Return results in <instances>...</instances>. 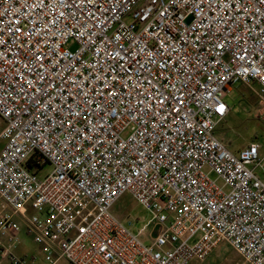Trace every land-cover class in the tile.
<instances>
[{"label": "built area", "instance_id": "built-area-1", "mask_svg": "<svg viewBox=\"0 0 264 264\" xmlns=\"http://www.w3.org/2000/svg\"><path fill=\"white\" fill-rule=\"evenodd\" d=\"M240 84L264 115V0H0L2 257L24 231L46 264H264V148L216 135Z\"/></svg>", "mask_w": 264, "mask_h": 264}, {"label": "rangeland", "instance_id": "rangeland-1", "mask_svg": "<svg viewBox=\"0 0 264 264\" xmlns=\"http://www.w3.org/2000/svg\"><path fill=\"white\" fill-rule=\"evenodd\" d=\"M226 102L233 109V112L232 115L230 114V119H227L225 123L218 127L216 132L218 138L233 153L243 150L252 143H260L264 148V115H260L258 112L259 101L256 94L246 86L240 84L233 88V91L227 96ZM4 128L5 123L0 117V134ZM52 170L53 167L51 165L45 166L41 171L40 177L45 178ZM256 174L264 181V175L261 171H256ZM112 212L118 215L132 232L136 234L151 219V214L139 206L130 195L123 197L113 208ZM15 236L18 241L16 239L12 242L6 240L4 245L9 246L10 243L16 242L17 247L24 249L30 255H38V259L34 262L29 259L30 264H46L39 252V246L34 242L33 237L26 236L24 231L18 232ZM219 246L207 261L204 263L195 262L194 264H239L241 262L240 257L227 243H222ZM0 264H10V262L8 258L2 257V254H0ZM58 264L70 263L62 260Z\"/></svg>", "mask_w": 264, "mask_h": 264}, {"label": "crops", "instance_id": "crops-1", "mask_svg": "<svg viewBox=\"0 0 264 264\" xmlns=\"http://www.w3.org/2000/svg\"><path fill=\"white\" fill-rule=\"evenodd\" d=\"M232 112H233V109H231V112H230L231 115H232ZM230 114H229V116L226 118V120H227V119H230V116H231ZM226 120H225L223 123H225ZM223 123H222V124H223ZM222 124H221V125H222ZM219 127H220V126H219ZM4 144H5V143H4L3 141H0V150L3 148ZM248 146H249V145H248ZM248 146H247V147H248ZM247 147H245L244 149H246ZM244 149H243V150H244ZM241 151H242V150L237 151V153H239V152H241ZM237 153H235V154H237ZM17 253H18L19 255H21V256H27L28 259H32V258H33V256L30 255V253H28V252L25 251L24 249H20V248L17 249Z\"/></svg>", "mask_w": 264, "mask_h": 264}]
</instances>
